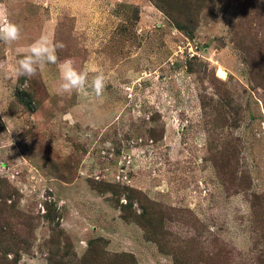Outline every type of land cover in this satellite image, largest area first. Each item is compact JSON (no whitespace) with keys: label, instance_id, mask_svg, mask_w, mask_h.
<instances>
[{"label":"rangeland","instance_id":"obj_1","mask_svg":"<svg viewBox=\"0 0 264 264\" xmlns=\"http://www.w3.org/2000/svg\"><path fill=\"white\" fill-rule=\"evenodd\" d=\"M0 12V264H264V0ZM42 35L58 63L13 84ZM65 59L103 95L60 94Z\"/></svg>","mask_w":264,"mask_h":264},{"label":"clouds","instance_id":"obj_2","mask_svg":"<svg viewBox=\"0 0 264 264\" xmlns=\"http://www.w3.org/2000/svg\"><path fill=\"white\" fill-rule=\"evenodd\" d=\"M21 38V28L18 24L7 19L4 12H0V42L10 44ZM63 43H54L47 35H42L33 41L24 51L13 69V84L21 77L33 79L38 70L49 64H57V49H62ZM61 83L58 87L60 94H72L76 91L91 89L96 96L103 95L106 88V78L102 70H95L89 80V72L77 70L71 59L59 62Z\"/></svg>","mask_w":264,"mask_h":264},{"label":"bare ground","instance_id":"obj_3","mask_svg":"<svg viewBox=\"0 0 264 264\" xmlns=\"http://www.w3.org/2000/svg\"><path fill=\"white\" fill-rule=\"evenodd\" d=\"M218 75L221 78H224L225 77V71L221 67L218 69Z\"/></svg>","mask_w":264,"mask_h":264},{"label":"trees","instance_id":"obj_4","mask_svg":"<svg viewBox=\"0 0 264 264\" xmlns=\"http://www.w3.org/2000/svg\"><path fill=\"white\" fill-rule=\"evenodd\" d=\"M31 110V109H30Z\"/></svg>","mask_w":264,"mask_h":264}]
</instances>
